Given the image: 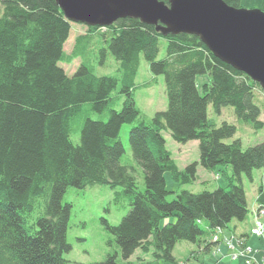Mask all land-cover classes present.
<instances>
[{
    "label": "trees",
    "instance_id": "1",
    "mask_svg": "<svg viewBox=\"0 0 264 264\" xmlns=\"http://www.w3.org/2000/svg\"><path fill=\"white\" fill-rule=\"evenodd\" d=\"M222 1L240 8L241 0ZM71 26L56 0H0V264H68L63 255L70 250L71 206L63 197L68 188L95 185L114 191L115 207H129L116 226L102 220L108 252L95 264H199L218 231L246 219L242 178L252 181L253 171H260L257 210L264 209V142L246 149L240 140L225 143L236 127L210 124L207 108L218 115L232 108L239 125L261 129L255 96L261 88L195 36H162L155 26L126 18L109 27L83 25L85 33L67 54ZM160 40L166 52L158 60ZM108 54L118 65L116 77L95 74ZM142 58L153 76H163L167 98V109L150 120L134 102ZM74 60L79 65L69 77L59 64ZM201 75L209 77L202 94L196 84ZM119 94L124 101L116 111ZM90 112L107 113V119L93 120ZM124 125H132V168L122 163ZM163 132L179 144L196 141L198 161L180 171ZM197 167H223L227 187L198 194L167 190L165 173L191 184ZM181 242L196 249L182 262L173 255Z\"/></svg>",
    "mask_w": 264,
    "mask_h": 264
},
{
    "label": "rangeland",
    "instance_id": "2",
    "mask_svg": "<svg viewBox=\"0 0 264 264\" xmlns=\"http://www.w3.org/2000/svg\"><path fill=\"white\" fill-rule=\"evenodd\" d=\"M240 8L246 10H260L261 0H241ZM85 31L86 29L83 25L72 24L69 39L64 46V50L67 54L71 52L75 38L80 34H84ZM159 45L160 52L157 59L161 60L165 57L166 42L164 40H160ZM59 65L64 69L66 75L71 77L78 67L79 61L74 60L69 65ZM117 69L118 65L116 61L108 54L104 65H96L95 74L98 76L116 77V75H118ZM208 82V75H201L196 78V84L200 94H202V85ZM135 84L138 87L134 91V102L136 107L147 120H150L156 112H164L167 109L164 78L163 76H153L143 58L140 61V67L135 78ZM255 96L256 102L261 111L259 121L263 124V127L257 130L248 126L239 125L235 119L232 108H223L221 109V113L218 115L212 111L211 106H208L207 118L210 124L219 127L222 123L226 122L236 127L235 136L230 140H226L225 143H231L233 140H240L242 148L246 149L264 142V92L262 90H257ZM123 101L124 96L119 94V98L114 102L113 109L120 111ZM89 117L93 120H106L107 113L99 115L97 113L90 112ZM79 126L80 122L77 125V130ZM131 127L132 125H124L121 128L119 135L120 141L125 148L122 163L130 168L135 167L128 141V135ZM162 136L165 140V147L171 155V159L180 171H184L187 166L198 161L199 151L198 143L196 141L179 144L173 141L168 132H163ZM71 140L75 144L79 142L78 131L71 135ZM222 172L227 173L223 167L217 168L214 172H208L201 167H197L196 181L191 184L183 183L181 178L179 181L175 180L169 172L165 173L164 178L166 188L169 192L178 194L182 191H188L198 194L203 191L211 192L217 188L227 187L228 181L225 177H223ZM259 172L260 171H253L252 181L246 177L242 178L249 206L255 204L253 197L255 196L256 188L260 184ZM217 174H219L220 177H218ZM113 196L114 191L104 185H95L85 189H67L63 197V203L71 206L66 234L70 250L65 253L63 257L68 264H95L104 261L108 252V248L106 246L108 233L102 224V220L107 221L112 226H116L129 211V207L127 205H124L121 208L115 207L113 204ZM174 198L175 195L173 194L169 195L166 200L172 201ZM256 210L257 208L255 211ZM203 226L204 224L201 227L203 228ZM214 237L212 238V242L216 244V247L214 246L211 252L200 260L199 264H232L231 262H237L238 259L244 260L245 264V260L251 258L249 255L251 250L249 248L241 245L239 247L238 244L237 246L231 244L228 247L231 250V253H228L227 255L231 261L230 262L218 249V246L221 245L223 241L227 243L228 240L217 238V240L214 241ZM235 238L236 237H234V239ZM227 246L228 245L226 244V247ZM193 250H196L194 246L191 247L187 243L181 242L175 246L173 255L178 259V261L182 262L187 259L189 253H194ZM232 251L234 253H232ZM232 254L239 255V257L236 258Z\"/></svg>",
    "mask_w": 264,
    "mask_h": 264
},
{
    "label": "water",
    "instance_id": "3",
    "mask_svg": "<svg viewBox=\"0 0 264 264\" xmlns=\"http://www.w3.org/2000/svg\"><path fill=\"white\" fill-rule=\"evenodd\" d=\"M70 24L109 27L137 19L167 35L195 36L222 63L248 76L264 92V12L222 0H56Z\"/></svg>",
    "mask_w": 264,
    "mask_h": 264
},
{
    "label": "crops",
    "instance_id": "4",
    "mask_svg": "<svg viewBox=\"0 0 264 264\" xmlns=\"http://www.w3.org/2000/svg\"><path fill=\"white\" fill-rule=\"evenodd\" d=\"M253 198L255 201L256 191H255V196ZM246 202H247V206L249 209V213H248L246 219L243 222L232 221L229 224L228 229H225L220 234H218V238L227 239V240L231 239L232 244H234L235 246H237V244H238V246L240 247L239 243L237 242L238 239H236V238L243 237L245 240L243 247L245 246L246 248H249L251 250V253L249 254L251 256V258H253L255 260V262H258L259 264H263L262 258L264 257V232L260 238H254V237L250 236V234H249V231H250L251 227L253 226V213H254L253 211L257 208V205L255 202L254 205L249 206L248 200H247V195H246ZM233 236L236 238L234 239ZM226 244L227 243L223 241L222 244L218 246V249L230 261V259L227 255H228V253L229 254L231 253V250L228 248V246L226 247ZM235 248H238V247H235ZM232 253H234V252L232 251ZM231 263L232 264H244V260L238 259L237 262H231Z\"/></svg>",
    "mask_w": 264,
    "mask_h": 264
},
{
    "label": "built area",
    "instance_id": "5",
    "mask_svg": "<svg viewBox=\"0 0 264 264\" xmlns=\"http://www.w3.org/2000/svg\"><path fill=\"white\" fill-rule=\"evenodd\" d=\"M263 232H264V209L256 210V212H254V214H253V226L250 229V235L253 237H261L263 235ZM219 233H220V231H218L217 234L215 235V237L213 239L214 241L217 240ZM237 242L241 246L244 245L243 241L241 239H238ZM231 244H232V240L230 239L227 241L228 247ZM246 250H248V249H246ZM233 256H235L236 258L239 257V255H233ZM262 263L264 264V257L262 258ZM245 264H259V263L255 262V260L252 258H248L245 260Z\"/></svg>",
    "mask_w": 264,
    "mask_h": 264
}]
</instances>
